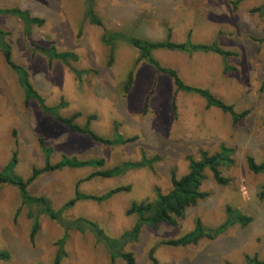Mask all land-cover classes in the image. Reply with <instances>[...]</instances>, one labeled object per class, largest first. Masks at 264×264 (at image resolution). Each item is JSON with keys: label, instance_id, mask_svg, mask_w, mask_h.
Listing matches in <instances>:
<instances>
[{"label": "rangeland", "instance_id": "374dc122", "mask_svg": "<svg viewBox=\"0 0 264 264\" xmlns=\"http://www.w3.org/2000/svg\"><path fill=\"white\" fill-rule=\"evenodd\" d=\"M233 1L0 0V10L17 9L29 13L30 19L43 20L41 25L27 26L15 16L0 15V42L10 49L13 63L28 73L46 106L63 118L80 113L75 122L82 127L89 117L96 116L90 129L105 139H113L116 130L126 139L137 138L123 146H104L44 115L36 102L27 106L19 76L0 47V172L14 152L18 158L14 173L23 180L34 168H43L46 160L40 139L51 149L53 164L64 157L104 160L103 169L65 168L45 173L28 191L48 198L60 212L77 191L103 196L129 188L102 203L80 200L59 217L62 221L86 218L107 236L119 238L137 222L135 215L127 213L131 206L154 201L157 192L167 193L172 172L177 177L188 172V157L198 160L201 152L214 154L223 145L233 148L234 166L222 168V175L229 180L226 186L207 172L201 189L208 198L189 208L176 227L162 224L155 229L143 228L138 241L124 251L134 254L136 264H152L149 253L155 247L159 264H246L247 257L264 261V199L259 197L264 175L250 172L247 166L249 156L264 164V12L257 10L264 7V0H244L236 8ZM88 2L93 4L101 26L88 18ZM169 33L170 41L176 44L190 38L194 44L216 43L236 54L225 58L211 52H153L163 68L176 71L189 87L210 91L237 113L249 111L242 122L234 125L229 114L207 108L199 95L178 91L170 76L138 61L139 52L130 44V37L163 42ZM109 34L117 36L112 45L103 42ZM34 45L73 53L78 61H50L35 51ZM73 70L88 73L79 79ZM130 73L133 82L127 92ZM143 158L157 161L117 177H96L78 185L97 171ZM228 206L251 217L252 222L197 245H161L191 232L197 219L208 228L218 227L227 219ZM30 211L39 215L36 208L22 205L17 187L0 185V252L10 255L0 264H53L56 243L65 228L41 214L40 228L32 241ZM65 251L62 264H111L108 250L91 233L70 231ZM115 264L125 262L117 258Z\"/></svg>", "mask_w": 264, "mask_h": 264}, {"label": "trees", "instance_id": "16d2710c", "mask_svg": "<svg viewBox=\"0 0 264 264\" xmlns=\"http://www.w3.org/2000/svg\"><path fill=\"white\" fill-rule=\"evenodd\" d=\"M244 0H236L232 2L234 8L238 6L240 2ZM264 12V7L257 9ZM87 16L90 19L92 24L101 26L102 22L94 13L93 4L88 2V11ZM0 15L6 16H15L21 20H23L26 25L29 24H39L43 23V20L39 19H30L29 13L22 12L17 9H6L0 10ZM191 34V33H190ZM28 35V31H27ZM2 33L0 32V37ZM190 36V35H189ZM116 34H109L104 36L103 42L107 45H112L114 38H116ZM118 37L125 38L126 36L118 35ZM130 44L138 50L139 58L138 61H145L149 65H151L158 74H166L170 76L176 85L178 91L187 92L189 94L199 95L206 101L207 108L216 107L220 109L222 112L229 114L232 117L233 124L237 125L242 122L249 114V111H244L241 113H237L234 110V107L231 105L225 104L222 100L215 97L210 91L198 88H192L186 85L179 77L176 71L171 69L163 68L159 62L154 58L153 52L155 50H170V51H178L185 53H194V52H205V53H215L222 57L228 58L230 56H235L236 54L233 52L224 51L214 44H194L190 41V38L187 42L182 44H176L170 41V33L168 35L167 40L163 42H151L145 39L130 37ZM0 47L3 49L4 56L6 58L7 63L17 72L19 76V82L22 88L25 91L26 96V105L28 106L31 101H34L38 104L39 108L43 112L44 115L53 117L58 123L62 124L66 128H68L71 132L79 134V135H87L93 141L109 147L115 146H123L137 140L134 138H124L118 131L113 137V139H105L103 137L98 136L90 129V121L96 119V116L89 117L88 123L86 126L82 127L78 125L75 121L77 118L81 116L80 113L73 115L69 118H63L57 114V110L51 109L46 106L45 100L38 93V91L34 88L32 83L30 82L28 73L20 66L16 65L12 61V53L10 49L0 42ZM35 51H40L44 53L50 61L58 60L63 64H68L70 61H78V56L73 53H62L58 52L55 48L44 49L40 48L37 45L33 46ZM76 74L77 78L81 79L82 76L88 71H77L73 70ZM133 82L132 73L129 75L128 83L126 86L127 92L130 90ZM145 102V112L148 108V101ZM40 147L42 152L45 154V165L43 168H34L32 171V175L27 179L23 180L21 177L14 173L15 167L18 164L17 152L13 153L11 161L3 168L0 172V185L9 184L18 188L22 205L28 206L31 209L36 208L38 211V216L34 215L32 211L29 212V218L33 220L32 230L30 238L34 241L36 234L39 231L40 223L39 216L45 215L52 220H57L60 222L65 228L64 236L58 240L56 243L57 253L54 258L53 264H62L63 260L66 258L67 253L65 251V245L67 243L69 232L77 231L79 233H91L94 235L96 240L104 245V247L108 250L110 255L111 264H115V260L120 258L125 262V264H136V260L134 254L132 252H125V248L134 242H137L141 231L143 228H157L158 226L165 224L171 227H176L178 221L185 216L186 211L194 207L198 204V202L205 200L209 197V194L202 191V185L204 181L207 179V172H210L214 178V180L221 186H226L229 183V180L222 175V168H231L234 166L235 161L233 160L235 150L233 148L227 146H221L219 150L214 154H209L207 152H201L200 158L198 160L193 159L192 157H188L187 160L189 162L188 172L181 176L177 177L175 172L171 174V189L167 193L157 192L156 198L152 202H142L140 204H133L131 208L128 210V215H135L137 217V222L135 226L124 233L119 238H111L106 235L103 229H101L95 222L88 220L86 218H77L71 221H62L59 219L61 214L64 211L73 208L75 204L80 200H88L94 201L98 203H102L113 195L127 191L129 188H118L112 190L103 196H94L88 194H81L79 191L76 192L74 199L68 201L59 211L56 212L53 208L50 200L46 197H37L30 195L28 191V187L41 175L45 173L60 171L65 168L67 169H79L85 167H95L99 169H103L105 166V161L101 159H90V160H78L76 158H66L64 157L58 163H51V149L48 148L43 139L39 140ZM157 161V158L154 159H146L143 158L141 162H125L122 165L116 166L112 169L97 171L96 173L91 174L86 179L80 181L78 185L83 181H88L96 177L101 178H113L127 173L130 170H136L143 168L147 165H152ZM247 166L250 172L254 174H262L264 175V164H259L255 161V159L251 156L247 157ZM260 199H264V186L259 194ZM227 219L224 223L215 228H208L202 224L200 219L196 220V224L194 229L185 234L184 236L178 239H171L167 241H163L161 245L169 246V247H189L192 245H197L204 239L207 240H215L219 236L226 233L230 228L239 225L241 227H246L252 222V218L246 215H243L238 210H234L231 207L226 208ZM156 251V247L151 249L149 253V258L152 264H159L154 254ZM10 259V255L8 252H0V260L8 261ZM246 264H264V261L259 260L257 257H247Z\"/></svg>", "mask_w": 264, "mask_h": 264}]
</instances>
